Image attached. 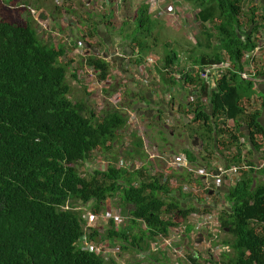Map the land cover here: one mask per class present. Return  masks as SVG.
I'll use <instances>...</instances> for the list:
<instances>
[{"label":"trees","instance_id":"trees-1","mask_svg":"<svg viewBox=\"0 0 264 264\" xmlns=\"http://www.w3.org/2000/svg\"><path fill=\"white\" fill-rule=\"evenodd\" d=\"M188 1L198 10L197 20L204 27L206 40H200L199 45L209 53L191 56L183 68L177 64L181 55L169 52L159 71L160 82L164 90L182 86L186 97L190 95L186 112L192 115L191 123L199 124L192 129L191 138L200 136L206 147L212 145L216 158L229 161L227 168L242 167L240 180L228 189L227 206L220 214L226 235L222 244L231 252H222L219 260L214 257L209 264H264V182L256 179L258 174L264 176V166L256 169L252 161L245 164L241 143L242 138L247 140L250 154L264 148V128L259 120L262 111L256 105L260 96L254 81L241 77L245 54L259 48L264 36V0ZM149 7L143 3L136 12L138 34L153 23ZM152 27L145 38L153 34ZM94 35H98L95 28ZM138 46L142 49L141 65L152 47L135 39L134 49ZM67 54L64 45L45 44L31 21L15 23L0 15V264H120L89 251L83 244L85 238L112 243L122 253L138 254L152 264L169 262L163 252H150V244L170 238L192 214L213 207H204L199 195L181 189L183 198L196 197L193 206H184L169 187L173 173L165 179L162 173L152 175L147 167L136 169L118 163L90 176L80 173L79 163L89 161L95 151L108 152L114 147L119 132L128 128V116L114 106L100 115L89 102L71 101L67 75L73 63L66 61ZM226 58L231 68L213 88L202 74L208 67L225 63ZM87 64L100 82L113 79L104 57L89 53ZM254 71L259 77L257 62ZM194 91L198 97L193 96ZM203 97H208V103ZM230 119L234 125L228 123ZM244 125L248 134L242 132ZM134 133L128 154H139L144 160L143 140ZM233 148L236 151L230 155ZM209 150L186 152L195 166L215 171L208 161ZM186 172L177 174L187 179L192 173ZM199 181L202 185L199 179L191 182ZM116 196L121 204L118 208H128L130 219L123 228L109 219L103 234L86 232L83 212L62 210L69 201L72 208L92 204L93 214L101 215L107 199ZM194 231L190 224L184 238L191 239ZM198 258L202 255L186 256L190 264H199Z\"/></svg>","mask_w":264,"mask_h":264},{"label":"rangeland","instance_id":"rangeland-1","mask_svg":"<svg viewBox=\"0 0 264 264\" xmlns=\"http://www.w3.org/2000/svg\"><path fill=\"white\" fill-rule=\"evenodd\" d=\"M40 1L45 4V6L40 5V7H46L47 10L52 12L50 16H53L56 19L57 25L61 24L59 19L65 16L63 11H67L68 14L66 16L68 19H65V22L74 24V28L65 27V30L75 31L74 34L76 38L82 42H85L87 39L84 37V35H86L88 32V41L97 42V35L93 36L94 28L98 32V27L95 23L96 21L98 23V18L99 16L102 17L103 13L106 12L107 14L111 13V10L114 11V9L111 8L115 4H121L123 7L124 3H126L124 9H127V6H130L133 9V13L138 5L146 2L149 3L151 7L154 6L156 9H158L159 15L157 19L154 18L156 21L152 19L153 23L146 26L145 31L141 34L137 33V27L135 26V23L133 21H129L128 18L127 22L130 23H127V26L123 27V24L118 16H115L114 13L107 14L109 21L113 25L111 32L114 35L113 39L115 40H113V42L116 47L120 44L126 46L128 43L133 45L135 39H137L141 45L147 46L148 44L152 47L151 52H148L147 50V53L144 54V62L141 65L138 63L140 58L138 57V55H140L138 53L139 51L141 52V47L138 46L139 51L136 52L135 56H132L134 53L132 50L127 48L126 54L130 55L131 59L127 60L126 63L114 61L112 64L113 73L111 74L115 81L109 80L107 82H100L98 76L92 77L87 71L85 74L79 71V69H88L87 58L89 53L95 55L94 52L99 49L105 54L109 55V51L106 47L100 44L98 45L100 42L93 43L92 45L95 47V49H93V51L91 50L89 53V50L86 48L83 51L85 58L79 57L77 62L72 60L74 51L69 52L66 61L73 63L67 75V82L71 87V93L69 96L71 101L74 103L80 101L89 102L94 105L95 110L100 115L103 114L105 109L114 106L115 108L123 110L128 116V128L119 132V136L114 144V147L108 152L104 150L95 151L89 161L79 163L77 168L80 173H85V175L87 174L88 176L94 173L97 169L106 170V168L112 163H118V166L126 164V167H147L152 175L161 173L171 174L173 171L172 179L169 181V187L174 191V197L180 199L184 206H193L196 203V197L199 195V199H202V205H204V207H213L211 210L205 211L203 213L211 212L218 213L220 215L223 211V208L227 206V191L230 187L234 186L235 183H227L223 187L217 188L216 192L212 195H208V193L200 191V193H195L196 197L183 198V196L180 195V191L181 189L184 191V186H189V189L191 190H198V188L202 189L201 187H203V185H200L201 181H199L197 185L195 182L193 183L191 181H195L197 179L203 181V179L199 174L194 173L190 174L191 176L189 178L187 177V179H183L178 176L177 173H187L186 171H189V169L178 167L171 168L169 163L173 159V156H177L180 153H185V150L187 149L200 152L205 148L210 149L207 152V157L209 163H211L212 166H215L216 168L220 166L225 167L227 166V162L220 161L219 158H216V155L212 154V145L206 147L205 144L202 148L201 143L203 140L200 136H197L200 138L199 147L194 146L193 142L195 138H191L192 129L199 128V124L191 123L192 115H189V113L186 112V106L189 104L188 100H190V95L186 97V95H188L186 93V88L182 86L174 87V92H172V88L169 89L168 91L172 97L167 99V97H165L167 92L164 93V87L157 78V76L159 77V71H162L164 68L165 55L171 51L172 53L175 52L177 55H181V60L177 61V64H180L183 68L187 62H189V58L191 56L199 57L200 54L204 52L209 53V50L206 47H201V43L199 45L200 40L204 42L206 39L204 37V27L200 25L197 20L198 10H196V7L188 0H111V3L108 1V4L105 7L106 10L104 12L95 14V17H92L91 19L83 20L79 17V12H82L83 9L87 8L86 3L88 0H0V15L3 18L15 23L26 22L24 21L25 19L20 18L19 11H25L24 15L28 16V7H34V5ZM122 7L119 8L117 14L120 17L124 11H122ZM57 9H60V12H58ZM88 9L92 10V8ZM32 15L37 17V10L34 14L32 12ZM71 15L74 18H72ZM73 22H76V25ZM78 23L82 25L84 24L83 26H86L88 31H83L84 27H78ZM31 24L36 28V20L34 21V18H32ZM43 24L46 26V28L48 27L47 22H43ZM150 27H152V30H154L153 34L150 38H145L144 36L148 37L147 33L150 34ZM212 30L213 28L211 27V31ZM154 38L157 39V42L154 41ZM55 44L57 43L55 42ZM123 47H120L119 49L120 53L125 55V50ZM70 49H72V47ZM191 53L194 54L191 55ZM101 57L103 56L101 55ZM181 61H183V63H181ZM255 62H257V59H255ZM118 65L120 66V69L126 71V74L128 73V70H132L129 71L130 77L124 76L123 79L120 80V70L118 69ZM188 66L189 68L193 67L191 62ZM77 73L78 77L74 78L73 75H77ZM135 74H138L137 76L139 78L134 79V84L132 79L134 78ZM149 74L150 77L155 76L159 80V83H155L153 80L148 78ZM117 79L118 82L116 81ZM147 83L149 85H147ZM151 88L155 89L151 91ZM257 95H259V93ZM163 97L166 99V101L163 99ZM182 97L185 99H183L180 103H176L178 98ZM148 98L151 99L150 104ZM161 101L166 102L165 106H163ZM231 123L234 125V121ZM134 132H136L140 138H145V141L143 140V150L146 155L144 160L140 158L139 154H128L130 149H132ZM252 158L255 160L254 162H258L257 160H260L261 156L259 159L258 156H256V158ZM245 164H247V162H245ZM192 168L199 169V167L196 166ZM201 170L202 168H200L199 171ZM256 179L258 183L264 182V176L261 174H258ZM207 180L208 179H206V181ZM109 203H111V207L113 209L120 210L119 208L115 207H118L119 205L121 206V204H119L120 201L118 196L115 198H110ZM67 205L68 201H65L63 206L66 207ZM86 208L91 210L92 204H89L86 206ZM121 213L123 220L120 222L119 228L122 226H127V221L130 219L128 208L125 211L122 210ZM97 227H104L99 232L105 233L109 227V223L107 224L106 220H100L97 223ZM136 233L138 234L139 231L137 230ZM193 238L196 239L198 237L193 236ZM225 238L226 235L222 230L220 241L222 242ZM201 239V237L200 239L196 240L182 238L180 245L185 248L183 256L185 258L187 254L201 253L202 262L200 264H209L208 262L212 256H216L217 254L221 255V245L216 246L217 240L212 239L211 242L213 245L219 249L216 250V253H213L210 252L209 249H205L206 245ZM108 245L111 247V249L108 248L109 251L111 250L110 257L117 256V254H119L118 247H113L112 243H108ZM108 250H106L107 253H109ZM165 255L167 256L169 262L162 260V264H190L187 259L180 258V255L178 254H176L175 257L167 253H165ZM116 260L120 264H152L146 260L143 261L138 257V254L131 252H120Z\"/></svg>","mask_w":264,"mask_h":264},{"label":"built area","instance_id":"built-area-1","mask_svg":"<svg viewBox=\"0 0 264 264\" xmlns=\"http://www.w3.org/2000/svg\"><path fill=\"white\" fill-rule=\"evenodd\" d=\"M34 13H35V11H34ZM41 22H42V20H41ZM64 23H66L67 25L69 24L68 22H65V20H64ZM41 24H42V27L44 26V28H46V26L43 23H41ZM47 28H46V30H47ZM262 50H264V45L259 46V48H257L254 52H252L250 54H245V56L243 58V63L245 65V67L249 68L250 70L247 72L245 71V72L241 73V77L243 80H253L255 84L258 82L259 77L254 71V65L256 63L255 59H257L258 55L260 54V52ZM95 56L101 57L100 54H97ZM72 57L73 58H77V57L85 58V54L82 51L75 50L73 52ZM180 60H181V58H180ZM181 63H183V61H181ZM230 68H231V63L229 61H227L221 65L208 67L205 69V72L202 74V78L206 82H208L213 88H216L217 80L219 78H221L225 74V71H227ZM83 70L84 71H80L83 74H85V72L87 71L89 74H91L92 77L97 76L96 71L93 70L92 68H90L89 66H88V69H83ZM77 75H78V73H77ZM176 79H181V75H176ZM174 91H175V88L173 87L172 92H174ZM192 94L194 97L199 96L198 91H194ZM203 101L205 103H208V97H203ZM142 140L145 141V138L142 137ZM241 143H243L242 140H241ZM235 151H236V149L233 148L228 153L230 155H232ZM257 165H258V167H255L256 169L262 168L264 166V160L259 161L257 163ZM169 166L171 168H175V167L185 168V169L187 168V169H189L188 172L194 173V174H199L202 177L203 187H201L202 189L198 188L199 191L198 190H191V189H189V186L183 187V190L185 193H191L194 195H196L195 193H200V191L206 192V193H208V195H212L216 192L217 188H221L227 183H232V184L235 183V185H236V183H237L236 181L240 180V171L242 169V167L238 166V165H234L231 168H227V166H225V167L220 166V167H217V169L215 171H210L207 167H202V166L201 167L199 166V169H194L192 167H194L195 165L193 164V162H191L186 150H185V153H180L177 156H173V159L169 163ZM200 168H202L201 171H199ZM214 168H216V167L214 166ZM136 169H138V168H136ZM172 173H173V171H172ZM162 174H164L165 179H166V177H169V175H170V174H165V173H162ZM206 179H208L209 181L208 180L206 181ZM195 184L197 185L196 182H195ZM109 200H110V198L107 199V202L105 204V211L101 215H95V214H93V212L89 211L87 208H79V207L72 208L71 205L69 204L70 203L69 201H68V205L66 207H64V206L62 207V210H64V211H84L83 212V218L87 222L86 232L89 233L90 230L100 231L102 228H98L97 223L101 219L106 220L107 224L109 223V219H113L116 223V226H119L120 222L123 220V217L121 215L122 211H120L121 209L120 210L113 209L111 207V203H109ZM116 208H118V207H116ZM190 224H194V226H195V231L191 234V239L196 240V239H200V237H201L202 238L201 240L204 241V244L206 245L205 249H209L210 252L216 253V250H219L216 246L221 245L222 252H227V253L231 252V249L229 247H225L222 244L223 241L222 242L220 241V238L222 235V230H223L221 227L220 215L218 213H211V212L192 214L191 217L188 219V222H186L185 226H182L180 229L175 230L170 238H160L158 241L151 243L150 244V252H153V253L163 252L164 254L167 253V254L172 255L174 257L176 254H178V255H180V258H184L183 253L185 252V248L183 246H181L180 243H181V239L184 238V231L186 230V228H188V226H190ZM100 234H103V232H100ZM193 236H197L198 238L194 239ZM212 239L217 240L216 246L213 245V243L211 242ZM178 240H180V241H178ZM83 244L86 248H88L89 251L97 252V253L103 255L107 260H109V258H112V257H113V259L116 260L117 256L121 252V248L119 246H116V247H118L119 254H117V256H111L110 257L111 250L109 251L108 248L111 249V247L108 244H104V243L101 244L98 242L89 241L88 238H85ZM106 250H108L109 253H107ZM199 254H201V253H199ZM195 255H198V254H195ZM218 256H219V254H217L216 256H212L211 259H213L214 257H218ZM219 258L220 257H218V260H219ZM184 259H186V256ZM198 259L201 263L202 258L201 259L198 258Z\"/></svg>","mask_w":264,"mask_h":264},{"label":"crops","instance_id":"crops-1","mask_svg":"<svg viewBox=\"0 0 264 264\" xmlns=\"http://www.w3.org/2000/svg\"><path fill=\"white\" fill-rule=\"evenodd\" d=\"M108 1H110L111 3V0H88V2L86 3V7L85 9H83L82 12H79V17L82 18L83 20H88V19H91L92 17H95V14L97 13H100V12H104L106 9V5L108 4ZM147 3V2H146ZM125 4L124 3V6L122 7L121 4H115L111 9H114V15L115 16H118L120 21L122 22L123 24V27L127 26V23H130V22H127V20L129 19V21H135V16H136V12L139 8L140 5H138L137 8H135L134 10V13L132 12V7L130 6H127V9H124L125 8ZM40 5H43L45 6V4L40 1L38 3H36L34 5V7L30 6L28 7L29 8V15H24L25 11H19V14H20V18H23L25 19L24 21L28 22V21H31L32 18H34V21L36 20V31H37V34L39 36V38L41 37V39L43 40V42L45 44H55V42L57 44H60V45H64V47L67 49L68 51V54L69 52H73L75 50H79V51H84L86 48L89 50H92L95 49V47L92 45L93 43H98V45H103L104 47L107 48V50L109 51V55L108 54H105L104 52H102L101 50L97 49L96 52H94L95 55L97 54H100L102 55L111 65V73H113V62L114 61H120L122 63H126L127 60L131 59L130 55L126 54L127 53V48L132 50V52L134 54H132V56H135L136 52L139 51L138 49H134L133 45H131L130 43H128V45L124 46L123 44H120L119 46L116 47V45L114 44L113 40V34L111 32V28H112V23L109 21V17L107 16V14H111V13H103V16L100 17L99 16V21L97 23L96 21V26L98 27V35H97V42L95 41H88L86 43V41L83 43L82 41H79L74 32L75 31H69V30H65V27H73L74 28V24L72 23H69L68 25L66 23H64V20L65 19H68V17L66 16L68 13L67 11H63V13L65 14V16L63 18H60L59 21H61V24L57 25L56 24V19L53 17V16H50V14H52V12H50L49 10H47L46 7H40ZM22 6H25V5H22ZM58 7V6H56ZM122 7V15L121 17L118 14V10L119 8ZM88 8H92V10L88 9ZM31 10V12H30ZM37 10V17H34L32 15V12L34 14V11L36 12ZM58 12H60V9H57ZM149 13H150V16L152 19L158 17L159 13H158V9H156V7H149ZM32 15V17H31ZM60 17V15H59ZM72 18H74L72 15H71ZM42 20V23L43 22H47L48 24V28L46 30H44V28L42 27V24L40 23V19ZM128 18V19H127ZM155 20V19H154ZM51 21V22H50ZM153 21V20H152ZM156 21V20H155ZM154 21V22H155ZM50 22V23H48ZM71 22V21H70ZM75 23L76 25V22H73ZM135 23V22H134ZM73 26H72V25ZM66 25V26H65ZM84 25V24H83ZM82 24H77L78 27H84V30L83 31H88L86 26H83ZM89 33V32H88ZM86 33V35H84L85 38H89V34ZM121 33V32H120ZM54 41V42H52ZM51 42V43H50ZM264 45V36H263V39H261L260 41V46H263ZM124 46V47H123ZM72 47V49H70ZM122 48L125 50V55H122L120 53V49L119 48ZM88 52V53H89ZM84 53V52H83ZM67 54V56H68ZM140 54V51L139 53ZM108 55V56H107ZM138 57H140V55H138ZM72 60H74L75 62H77L79 60V57L77 58H72ZM257 65H258V68L260 70V75H259V80L258 82L255 84V89L256 91L259 93V96H260V99L257 101L256 105L257 107H261V115L259 117V120L264 128V105L261 106L262 104V101H264V50H262L260 52V54L258 55L257 57ZM118 69L120 70L119 71V79H123V77H130V74H129V71H132V70H128V73L126 74V71L125 70H122L120 69V66L118 65ZM250 69L249 68H246L245 67V71H249ZM79 71H84L83 69H79ZM138 74H135L134 78L132 79L134 81L135 78H139L137 76ZM148 78H150L151 80H153L155 83H159V80L160 78L157 76V79L155 76L153 77H150V74L148 75ZM114 80V79H112ZM115 81V80H114ZM118 82V79L116 80ZM116 82V83H117ZM132 82V81H131ZM134 84H135V81H134ZM147 85H149L147 83ZM160 87V85H159ZM155 88H151L150 90H154ZM167 92V93H166ZM164 93L165 94V97H167V99H170L172 97V95H170V92L168 90H164ZM149 99V98H148ZM163 99L166 101V99L163 97ZM185 99V98H178V100L176 101V103H180L182 102V100ZM151 99H149V104L151 103L150 101ZM163 106H165V103L164 101H161ZM160 111V110H159ZM234 121L232 119L228 120V123L229 124H232L231 122ZM242 132L244 134H248L249 130L247 128V126H243V129H242ZM242 153H243V156L245 155V161L244 162H247V161H252L254 162L255 160L252 158H256V156H258V159L259 157L261 156V159L260 160H257L258 162L259 161H263L262 157H263V152H264V149H262L261 151L259 152H255L253 151L252 154H250V148H251V145L247 142V140L245 138H242ZM188 144V142H187ZM254 154V155H253ZM228 155V154H227ZM247 155V156H246ZM252 156V157H251ZM220 161H223V162H226L225 159L223 158H220L219 159ZM258 162H254V163H258ZM230 164L229 161L227 160V165ZM257 165V164H255ZM258 167V165L256 166ZM103 220V219H101ZM101 228H104V227H101Z\"/></svg>","mask_w":264,"mask_h":264},{"label":"water","instance_id":"water-1","mask_svg":"<svg viewBox=\"0 0 264 264\" xmlns=\"http://www.w3.org/2000/svg\"><path fill=\"white\" fill-rule=\"evenodd\" d=\"M199 140H200L199 137H196V138H195V140H194V142H193L194 146H198V147H199V144H200V143H199V142H200ZM204 145H205V143L202 142V143H201V147L203 148ZM198 147H197V148H198Z\"/></svg>","mask_w":264,"mask_h":264},{"label":"clouds","instance_id":"clouds-1","mask_svg":"<svg viewBox=\"0 0 264 264\" xmlns=\"http://www.w3.org/2000/svg\"><path fill=\"white\" fill-rule=\"evenodd\" d=\"M79 208H86V206H80ZM89 210V209H88ZM92 212V210H89ZM80 212H84V211H80ZM104 213V212H103Z\"/></svg>","mask_w":264,"mask_h":264}]
</instances>
